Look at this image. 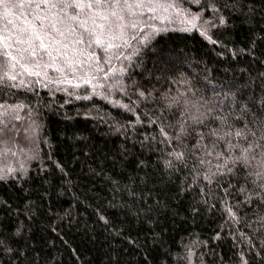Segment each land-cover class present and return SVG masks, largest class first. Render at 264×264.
<instances>
[{
  "label": "trees",
  "instance_id": "obj_1",
  "mask_svg": "<svg viewBox=\"0 0 264 264\" xmlns=\"http://www.w3.org/2000/svg\"><path fill=\"white\" fill-rule=\"evenodd\" d=\"M160 1L4 8L31 35L77 19L62 59L24 52L40 69L0 83V264H264V0Z\"/></svg>",
  "mask_w": 264,
  "mask_h": 264
},
{
  "label": "rangeland",
  "instance_id": "obj_2",
  "mask_svg": "<svg viewBox=\"0 0 264 264\" xmlns=\"http://www.w3.org/2000/svg\"><path fill=\"white\" fill-rule=\"evenodd\" d=\"M160 1V0H158ZM14 0H11V3H13ZM146 6L149 5V3H145ZM3 6V7H2ZM0 5V9L3 8L4 14L7 12V18L5 19L3 16H0V44L4 43L6 44L8 42V36L9 34L12 35V38L8 44V47L6 48L5 52L10 53L11 56L15 57L17 60H19V63H15L17 66L21 68L23 71H38L40 67L36 66L37 62H34L31 59H27V57H24V52L27 53V51H24V49H28V53L32 51L30 48H22L25 44L27 45L28 43H18L15 40L22 39V41H27L29 39H25V37H22L23 33H26L31 37V33L29 30L25 27L19 24L18 22L14 20H18V13L17 9L15 11L13 10L11 13H8L4 8L6 6ZM152 8L156 10V14L159 15L162 19H174L180 24H187V23H192L193 22V16L187 15V13L182 12L180 9L176 8L174 5L170 3H164L160 1L156 5L153 4L152 2ZM105 9V8H104ZM8 10V8H7ZM101 10V9H100ZM17 13L16 15L13 14ZM101 12V11H100ZM99 15H101L100 18H97V21H95V35L91 38L93 41V49L99 48L101 45H97L95 43V39L97 36L100 37L108 45L109 43L113 45L114 42L120 40L119 34L122 31L121 24L119 20L116 19V16H112L111 13H106L104 14L101 12ZM103 16H107V19H103ZM72 16L66 17V14L57 12V15L54 17V20L52 23L55 24V29H53L51 26L45 27L43 25V29L41 30V24L38 25L37 27H34L37 31H40L42 39L44 40V43L46 45V48H35V53H38L39 51L44 52L43 54L48 55L49 53H53L54 56L52 58L58 57V59H62V54L63 51L66 48V45L63 44L64 40L60 37V31L65 27L66 23H69L73 19H71ZM127 20V19H126ZM5 21V24H3ZM11 21V23H9ZM19 21V20H18ZM20 22V21H19ZM51 23V24H52ZM102 26V27H101ZM24 29H27V31H24ZM56 33V34H55ZM15 40H14V39ZM40 43V41H38ZM78 44H80V38L76 39V36L73 38L70 47H76L74 53H76V50L80 47H78ZM17 46V47H16ZM33 46H35V42H33ZM114 46V45H113ZM64 47V49H63ZM97 50V49H96ZM93 51V50H92ZM112 51V50H111ZM95 55V51L93 52ZM98 55V54H97ZM96 55L95 59H98V56ZM30 55H28L29 57ZM100 58V57H99ZM86 60H93L91 58V55L88 53L87 56L85 57ZM95 62H97L95 60ZM15 67V66H14ZM14 67L10 66V69H14Z\"/></svg>",
  "mask_w": 264,
  "mask_h": 264
},
{
  "label": "snow or ice",
  "instance_id": "obj_3",
  "mask_svg": "<svg viewBox=\"0 0 264 264\" xmlns=\"http://www.w3.org/2000/svg\"><path fill=\"white\" fill-rule=\"evenodd\" d=\"M11 0H0V5L7 6L8 3H10ZM152 0H56L54 3L53 0H17V2L14 4L16 7H23L25 4L34 6L35 8H40L41 6L51 5L52 7H55L57 3L62 5L64 8H71V9H77L79 8L81 11H83L84 8H93V7H103L107 6L110 8L115 9L117 6L123 5L125 9L131 10L133 7L139 8L145 5V3H151ZM7 15V12H5V16ZM112 16H117L118 19H123L122 16H118L117 12L113 10L111 12ZM47 17H45L46 19ZM103 19H107V16H103ZM36 20H41V17L39 15H36ZM71 19L75 20L77 19L76 16L71 17ZM95 23V21H93ZM11 23V21H9ZM50 26L55 29V24L52 23ZM102 27V26H101ZM123 27H136V24H130V25H124ZM43 29V23L41 21V30ZM24 31H27V29H24ZM87 31V29H85ZM147 39V37H145ZM34 40L40 41L39 47L40 48H46V45L44 43V40L41 38L40 31H33L32 36L27 41H19L20 43H28L29 48L32 49V54H35V48L33 47ZM95 43L97 45H103L104 41L100 39L99 36L96 37ZM125 43H128L125 41ZM7 45H5V48ZM113 47L112 44H108L107 48ZM107 50V49H105ZM24 51H28V49H24ZM19 63V60H17L15 57L11 56L10 53H7L5 51H0V83H3L4 80H15V75H10L7 71H5L6 66L11 65L14 67V63ZM33 73H29L31 75ZM15 87V85H12ZM0 107H3L0 105ZM247 151V150H245ZM243 163L248 164L249 161L247 160V157L242 155L239 157ZM255 159V157H253ZM262 165H264V159L261 161ZM258 176H264V173H257Z\"/></svg>",
  "mask_w": 264,
  "mask_h": 264
}]
</instances>
